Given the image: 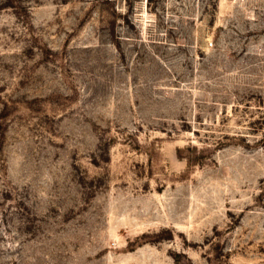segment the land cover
Instances as JSON below:
<instances>
[{"label":"rangeland","instance_id":"rangeland-1","mask_svg":"<svg viewBox=\"0 0 264 264\" xmlns=\"http://www.w3.org/2000/svg\"><path fill=\"white\" fill-rule=\"evenodd\" d=\"M0 264H264V0H0Z\"/></svg>","mask_w":264,"mask_h":264}]
</instances>
